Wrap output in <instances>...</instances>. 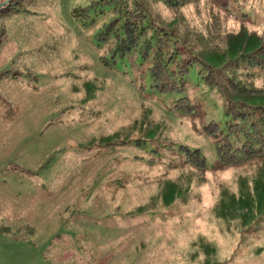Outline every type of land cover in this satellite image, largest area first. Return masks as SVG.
Wrapping results in <instances>:
<instances>
[{
	"label": "rangeland",
	"instance_id": "rangeland-1",
	"mask_svg": "<svg viewBox=\"0 0 264 264\" xmlns=\"http://www.w3.org/2000/svg\"><path fill=\"white\" fill-rule=\"evenodd\" d=\"M92 1L0 14V264H264V157L222 165L204 132L224 126L230 80L264 91V0L145 1L215 73L195 64L163 93L149 60L96 40L112 1L71 17Z\"/></svg>",
	"mask_w": 264,
	"mask_h": 264
},
{
	"label": "trees",
	"instance_id": "trees-1",
	"mask_svg": "<svg viewBox=\"0 0 264 264\" xmlns=\"http://www.w3.org/2000/svg\"><path fill=\"white\" fill-rule=\"evenodd\" d=\"M26 0H0L1 13L29 12L24 8ZM31 1V0H30ZM110 1V10L114 15L103 23L96 33V40H113V53L123 54L136 51L143 61L149 60L148 73L150 87L158 93L181 91L184 79L195 64L209 69L208 83L215 84L211 65L204 63L188 48V40L178 37L169 28L160 15H152L146 8L147 0H99L92 1L87 7L72 9L71 17L95 23L90 10L103 12ZM168 9L184 5V0H151ZM24 8V9H23ZM5 29L0 28V48L3 44ZM264 64V59H257ZM228 90L232 95L225 109L226 120L221 127L213 121L204 126V132L214 137L215 151L220 164L236 166L250 160L264 157V105L249 103L247 98L263 93L261 88H247L240 81H229ZM172 109L182 115L196 113V105L189 98L180 97L173 103ZM6 111H11L8 109ZM185 161L197 169L206 167L205 159L197 149L178 146Z\"/></svg>",
	"mask_w": 264,
	"mask_h": 264
},
{
	"label": "water",
	"instance_id": "water-1",
	"mask_svg": "<svg viewBox=\"0 0 264 264\" xmlns=\"http://www.w3.org/2000/svg\"><path fill=\"white\" fill-rule=\"evenodd\" d=\"M2 4H0V7H1Z\"/></svg>",
	"mask_w": 264,
	"mask_h": 264
},
{
	"label": "bare ground",
	"instance_id": "bare-ground-1",
	"mask_svg": "<svg viewBox=\"0 0 264 264\" xmlns=\"http://www.w3.org/2000/svg\"><path fill=\"white\" fill-rule=\"evenodd\" d=\"M24 9V8H23Z\"/></svg>",
	"mask_w": 264,
	"mask_h": 264
}]
</instances>
